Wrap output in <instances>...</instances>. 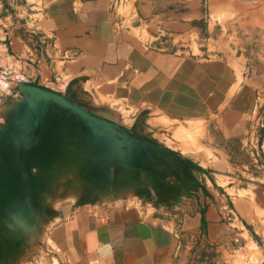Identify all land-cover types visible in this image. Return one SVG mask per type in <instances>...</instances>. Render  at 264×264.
Listing matches in <instances>:
<instances>
[{"label": "rangeland", "instance_id": "obj_1", "mask_svg": "<svg viewBox=\"0 0 264 264\" xmlns=\"http://www.w3.org/2000/svg\"><path fill=\"white\" fill-rule=\"evenodd\" d=\"M146 1L0 0V168L24 127L26 86L98 120L48 109L52 154L38 165L32 155L16 192H0V264H61L62 219L114 206L171 215L180 243L193 244L185 264H264V0H200L184 37L154 26ZM82 39L116 40L128 92L102 88L119 79L102 77ZM135 47L220 57L226 73L210 76L204 117L178 120L131 96Z\"/></svg>", "mask_w": 264, "mask_h": 264}, {"label": "crops", "instance_id": "obj_2", "mask_svg": "<svg viewBox=\"0 0 264 264\" xmlns=\"http://www.w3.org/2000/svg\"><path fill=\"white\" fill-rule=\"evenodd\" d=\"M201 6L200 0H148L141 5L140 11L154 26L165 24L174 29L176 35L184 37L191 29H196L193 23L200 17ZM78 28L81 29L73 26L65 33L74 35ZM77 43L83 53L90 44V54H95L102 77L109 81L118 77L115 85L103 84L104 90L117 92L124 89L128 92L124 83L128 72L121 70L124 62L115 39L109 48L111 42L96 45L82 39ZM134 50L136 55L131 61L137 62L138 70L130 87L132 97L136 93L139 101L144 93L178 120L204 117L207 107L203 93H206V87L207 90L215 89L213 78L208 84L210 76L226 73V64L220 63V57L204 53H165L159 48L143 51L135 47ZM111 58L114 62L118 59L117 63H108ZM187 232L192 241L194 230ZM52 236L58 243L61 264H185L189 258L188 247H193V244L180 243L179 234L172 227L171 215H143L137 209L125 206H114L102 213L67 216Z\"/></svg>", "mask_w": 264, "mask_h": 264}, {"label": "water", "instance_id": "obj_3", "mask_svg": "<svg viewBox=\"0 0 264 264\" xmlns=\"http://www.w3.org/2000/svg\"><path fill=\"white\" fill-rule=\"evenodd\" d=\"M23 90L29 93V98L26 100L28 110L25 109L24 111V127L21 128V131L18 130V132H14L17 134V137L21 135V142L24 141V144L29 147H33L32 145L39 142L42 131H44L41 130V128H44L47 125L44 118L48 116L47 111L51 106L57 107L62 111L64 110L63 112L65 113V115L71 117L77 115V117L74 118L78 119V121L87 119L89 121V124L90 122L94 124L96 123V121H98L89 114L80 110L77 106L70 104L59 95L38 87L36 83L34 85L24 87ZM15 139L13 140L14 145L7 148L8 153L9 150H12V152L15 154ZM9 155L10 154H8V156Z\"/></svg>", "mask_w": 264, "mask_h": 264}, {"label": "bare ground", "instance_id": "obj_4", "mask_svg": "<svg viewBox=\"0 0 264 264\" xmlns=\"http://www.w3.org/2000/svg\"><path fill=\"white\" fill-rule=\"evenodd\" d=\"M54 133L55 131L50 129L42 131L39 142L32 145L33 147L27 146L24 141L21 142V135L15 139V154L9 150L10 155L2 162L0 168V192L6 190L10 195L14 194L17 184L26 177L27 170L33 165L32 158H36L35 165H38L46 155L52 154L51 138Z\"/></svg>", "mask_w": 264, "mask_h": 264}]
</instances>
